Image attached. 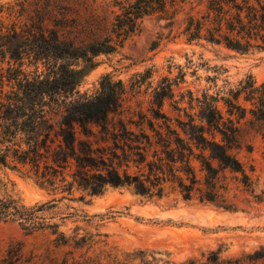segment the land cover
I'll list each match as a JSON object with an SVG mask.
<instances>
[{"label": "trees", "instance_id": "trees-1", "mask_svg": "<svg viewBox=\"0 0 264 264\" xmlns=\"http://www.w3.org/2000/svg\"><path fill=\"white\" fill-rule=\"evenodd\" d=\"M113 1L117 9L106 31L77 45L44 25L45 8L36 9V18L29 16V21L20 22L6 20L0 3V164L26 173L39 186L54 192L71 193L80 188L98 194L112 186L160 197L170 187L183 198L195 196L233 208L227 199L226 170L240 173L235 176L239 183L252 184L237 155L242 148L237 121L246 113L238 98L244 92L245 99L254 105L250 107L253 115L264 120V80L256 84L248 75L225 96L207 91L194 96L188 89L193 111L179 107L184 117L163 110L165 99L174 96L181 76H161L151 87L147 110L125 107L126 84L109 73L102 76L95 94L79 93L77 84L94 65L96 54L121 46L140 29L145 16L157 15L171 27L185 0ZM24 11L23 6L18 15ZM179 33L187 41L238 52L264 49V0H204L201 9L187 12ZM74 57L83 65L75 67L66 61ZM30 65L33 69H28ZM136 75L140 77L131 86L138 88L151 77L152 68ZM151 83L149 80V86ZM219 98L228 115L218 107ZM8 182L0 178V219H18L28 230L50 227L57 232L58 244L68 242L64 231L58 230L59 222H49L42 214L53 202L26 205ZM90 237L84 233L72 239L79 246ZM161 253L145 247L108 246L77 256L65 254L52 264H175ZM182 264L241 261L224 260L219 251L212 250L205 262L189 259Z\"/></svg>", "mask_w": 264, "mask_h": 264}, {"label": "rangeland", "instance_id": "rangeland-1", "mask_svg": "<svg viewBox=\"0 0 264 264\" xmlns=\"http://www.w3.org/2000/svg\"><path fill=\"white\" fill-rule=\"evenodd\" d=\"M1 14L29 21L36 9L45 8L44 25L55 28L61 38L75 45L102 35L109 27L117 6L113 0H0ZM204 0H185L183 9L170 26L157 15L145 16L139 30L121 46L110 52H99L94 65L86 70L77 90L95 94L106 73L126 84L124 102L130 110H147L151 87L161 76L183 77L174 96L166 98L163 110L184 117L190 109L188 89L194 96L203 91L229 95L241 80L251 75L256 84L264 80V49L238 52L205 42L187 41L179 33L184 16L203 7ZM24 6L25 11L18 15ZM11 14L8 15V11ZM75 67L83 65L77 57L66 58ZM30 65L28 69H33ZM152 68L151 77L140 87L131 84ZM152 80L149 86L148 81ZM141 101V105L138 102ZM238 103L246 107L245 116L237 121L242 132V148L237 151L252 180L251 186L239 183L240 173L226 170L227 199L233 208H224L197 197L183 198L177 189L167 188L160 197H148L129 187L108 186L103 192L90 194L74 188L71 193L54 192L39 186L26 173L0 164V178L26 205L51 200L42 214L49 222H59L68 242L58 244L50 227L28 230L18 219H0V264H52L62 256L97 251L108 246L121 249L145 247L159 250L175 264L208 260L212 250L220 258H239L241 264H264V120L257 119L250 100L240 93ZM228 115L224 101L217 102ZM236 119L235 115H232ZM2 189L0 188V194ZM64 195V196H62ZM54 198V199H53ZM53 199V200H52ZM91 234L87 242L75 246L72 236Z\"/></svg>", "mask_w": 264, "mask_h": 264}]
</instances>
